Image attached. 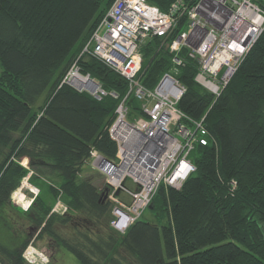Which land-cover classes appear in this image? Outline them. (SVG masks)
Returning a JSON list of instances; mask_svg holds the SVG:
<instances>
[{"label": "trees", "instance_id": "obj_1", "mask_svg": "<svg viewBox=\"0 0 264 264\" xmlns=\"http://www.w3.org/2000/svg\"><path fill=\"white\" fill-rule=\"evenodd\" d=\"M146 1L165 12L175 0ZM112 2L0 0V262L29 264L24 250L45 237L77 264H264V30L218 97L194 80L197 61L182 48L177 106L193 120L205 115L213 142L195 145L196 170L179 189L158 187L146 209L155 222L141 215L120 233L89 155L114 158L109 127L126 81L85 55L80 71L107 94L60 85ZM182 27L183 18L141 46L146 88L170 70L166 46ZM125 104L129 119L144 117L135 98ZM26 177L39 192L24 211L10 199Z\"/></svg>", "mask_w": 264, "mask_h": 264}, {"label": "built area", "instance_id": "obj_2", "mask_svg": "<svg viewBox=\"0 0 264 264\" xmlns=\"http://www.w3.org/2000/svg\"><path fill=\"white\" fill-rule=\"evenodd\" d=\"M263 3L175 0L163 12L146 0H113L69 66L60 85L96 99L107 93L89 74L80 71L82 56L95 58L126 81L125 97L116 106V118L109 127L116 143L115 156L106 159L95 150L89 155V165L104 177L106 198L113 206L110 226L117 232L124 233L140 218L161 184L179 189L196 170L190 159L195 145L213 142L204 125L205 115L193 120L177 106L185 91L176 78L182 48L197 61L194 80L218 97L264 30ZM181 18L182 30L167 44L172 54L170 70L154 88H146L138 78L141 46L153 36H168ZM110 95L117 98L114 93ZM127 96L140 103L144 117L129 119ZM123 194L127 200L120 197ZM57 210H65L59 200L53 207Z\"/></svg>", "mask_w": 264, "mask_h": 264}, {"label": "rangeland", "instance_id": "obj_3", "mask_svg": "<svg viewBox=\"0 0 264 264\" xmlns=\"http://www.w3.org/2000/svg\"><path fill=\"white\" fill-rule=\"evenodd\" d=\"M22 164L26 166L27 162L24 163L22 161ZM89 168L98 178L96 181L97 185H99L100 188H103L105 184L103 175L94 166L89 165ZM128 186L131 187L129 183ZM38 192L39 189L32 185L28 181V177H26L21 181L20 186L12 193L10 201L15 207L26 211ZM120 197L122 199H128L124 194ZM104 200L109 203L110 208L112 209V202L108 201L106 197ZM56 212L60 213L62 210H57ZM142 218L155 222L154 216L148 210H145L142 213ZM23 256L29 264H71L72 260H75L70 253L54 243L51 244V241L45 237L36 239L32 244H29L24 250Z\"/></svg>", "mask_w": 264, "mask_h": 264}, {"label": "water", "instance_id": "obj_4", "mask_svg": "<svg viewBox=\"0 0 264 264\" xmlns=\"http://www.w3.org/2000/svg\"><path fill=\"white\" fill-rule=\"evenodd\" d=\"M166 48H167V46H166ZM101 197H102L103 199H105V197H106V192H103V193L101 194Z\"/></svg>", "mask_w": 264, "mask_h": 264}, {"label": "crops", "instance_id": "obj_5", "mask_svg": "<svg viewBox=\"0 0 264 264\" xmlns=\"http://www.w3.org/2000/svg\"><path fill=\"white\" fill-rule=\"evenodd\" d=\"M71 264H77L76 260H72Z\"/></svg>", "mask_w": 264, "mask_h": 264}, {"label": "bare ground", "instance_id": "obj_6", "mask_svg": "<svg viewBox=\"0 0 264 264\" xmlns=\"http://www.w3.org/2000/svg\"><path fill=\"white\" fill-rule=\"evenodd\" d=\"M22 188V187H21ZM25 188V187H24Z\"/></svg>", "mask_w": 264, "mask_h": 264}]
</instances>
